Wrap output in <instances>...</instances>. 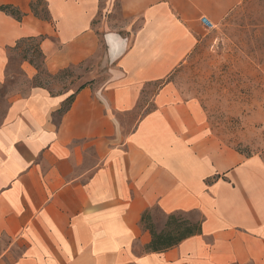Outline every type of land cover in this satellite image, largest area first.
I'll return each instance as SVG.
<instances>
[{"label": "crops", "instance_id": "1", "mask_svg": "<svg viewBox=\"0 0 264 264\" xmlns=\"http://www.w3.org/2000/svg\"><path fill=\"white\" fill-rule=\"evenodd\" d=\"M43 1L47 16L37 0H0V264H264V158L223 143L171 80L202 19L215 29L246 0ZM40 36L49 73L105 46L111 79L66 112L71 92H2L9 50ZM154 208L200 213L201 234L149 251Z\"/></svg>", "mask_w": 264, "mask_h": 264}, {"label": "rangeland", "instance_id": "2", "mask_svg": "<svg viewBox=\"0 0 264 264\" xmlns=\"http://www.w3.org/2000/svg\"><path fill=\"white\" fill-rule=\"evenodd\" d=\"M100 1L107 8V0ZM35 4L36 13L47 16L46 3L37 0ZM112 8L116 12L114 18L111 16L114 27L119 28V3L114 1ZM209 30L199 35L197 49L171 80L184 99L199 100L213 133L223 143L247 156L259 154L264 158V0H246ZM36 46L23 42L9 52V81L2 92L22 90L27 94L34 86L26 77L23 58H34ZM114 69L102 46L95 57L60 75L63 78L55 85L45 73L39 76L56 93L72 92L84 82L97 90L109 82ZM151 218L157 233L174 229V225L167 226L169 216L158 208L151 211ZM174 218L177 223L188 222L192 229L202 222L198 212Z\"/></svg>", "mask_w": 264, "mask_h": 264}, {"label": "trees", "instance_id": "3", "mask_svg": "<svg viewBox=\"0 0 264 264\" xmlns=\"http://www.w3.org/2000/svg\"><path fill=\"white\" fill-rule=\"evenodd\" d=\"M1 10L6 12L7 14L13 16L18 21H21L23 18L22 12L15 9L14 7L4 6V7H1ZM33 11H35V13H36L34 6H33ZM43 40H44V37L40 36V37L29 38V39L20 41L17 44V46L14 48H11L9 50V52L17 49V47L23 42L37 43L34 58L29 59L28 57L25 56L23 58V60H24V62L30 63L38 72L35 79L33 80L34 87L47 88L50 92H53L54 90L52 89L50 83H43L42 79L39 76L41 73H45L47 75L45 77H47L49 81H53L54 82L53 85H55L56 82H59L63 78L60 75L67 73L70 69L80 67L83 63L76 65V66H70L68 68H65L55 75L49 73L47 68H46L45 55L43 54L42 50L40 49V44ZM89 84L90 83L84 82L77 89H75L71 92V95L68 97V99L66 101V106L63 109L64 112H66L70 108V106L74 102L76 96L82 90L90 87ZM68 92L69 91L67 90V91H63L60 93H68ZM151 219L152 218H151L150 212H146L142 216V223H143L144 227L147 230H149L151 235H152V241L147 247V249L151 252H159V253L165 252V251H167L173 247H176L184 239L191 237L193 235L201 234V224L199 226H194V228L192 229L189 227L188 222L177 223L175 221L174 215L169 216V221L167 223V226H173L174 225V229L157 233L154 226L152 225ZM175 232H179V235L174 236Z\"/></svg>", "mask_w": 264, "mask_h": 264}, {"label": "built area", "instance_id": "4", "mask_svg": "<svg viewBox=\"0 0 264 264\" xmlns=\"http://www.w3.org/2000/svg\"><path fill=\"white\" fill-rule=\"evenodd\" d=\"M202 23L207 29H213L214 27L211 23H209L207 18H203Z\"/></svg>", "mask_w": 264, "mask_h": 264}]
</instances>
